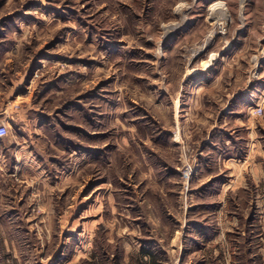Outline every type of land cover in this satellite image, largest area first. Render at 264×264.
I'll return each instance as SVG.
<instances>
[{
    "label": "rangeland",
    "instance_id": "rangeland-1",
    "mask_svg": "<svg viewBox=\"0 0 264 264\" xmlns=\"http://www.w3.org/2000/svg\"><path fill=\"white\" fill-rule=\"evenodd\" d=\"M4 49L33 71L0 264H264V0H0Z\"/></svg>",
    "mask_w": 264,
    "mask_h": 264
},
{
    "label": "crops",
    "instance_id": "crops-1",
    "mask_svg": "<svg viewBox=\"0 0 264 264\" xmlns=\"http://www.w3.org/2000/svg\"><path fill=\"white\" fill-rule=\"evenodd\" d=\"M4 26H2L3 28ZM5 28V27H4ZM4 31H7V29H3ZM18 45L15 46L14 50ZM13 49L11 50H0V62H9V65L13 63V66H9L8 68H0V77L2 78V80H0V83L2 84V82H6L7 83V91L6 93L2 94L0 92V122H4L6 121V124L8 126L9 129V133L8 135L3 138L0 141V146L1 144H3L4 139L7 140V143L9 145H11L13 148L11 149H7L6 153H0V172H4L6 170L8 171H16L18 170L20 166L19 164V159L17 157V154L15 153L14 149L15 147L17 148L18 146L21 145V141L25 140V135L24 133H16L17 137H12L10 135V130L12 128H16L19 127L20 129V125L21 123L23 124V118H24V113L22 112L23 110H21L20 108L23 107L22 105H18L21 103H23L21 100L24 96H27V93L25 92L26 89L28 88V80L25 79V77L27 76H31L32 74V69H28V68H21L20 66L18 67H14V65H16L18 58H21L20 55H13ZM20 56V57H19ZM29 76V77H30ZM6 77V78H4ZM260 98L264 99V89L262 90L261 96ZM20 106V107H19ZM17 107H19L17 109ZM249 109L253 108V106H247ZM6 108H9L7 110H5ZM231 109V108H229ZM232 111V110H231ZM223 119V118H222ZM221 119V124H219V127L215 126L212 127L209 132L207 133L206 139H205V145H204V149L203 151L207 152L209 151L210 153H214V154H218L219 158H223L222 160H220L222 163H229V166H231V164L233 165V169H230L232 171H228V177L229 181L231 183H235V182H239L241 183V181H243V177L240 176V172L242 170V166L246 163V159H248V157L246 155H243L242 158H237V155L235 156L236 152L233 151V149L231 147H225L226 150H223V145L227 146V144L229 142H226V137L224 136L226 134V132L224 131V127H225V122H222ZM226 119V118H225ZM244 120V119H243ZM245 121V120H244ZM216 130V131H215ZM211 149V150H209ZM16 150V149H15ZM245 156V157H244ZM7 158V159H6ZM9 161V162H8ZM235 165V166H234ZM241 165V166H238ZM207 167V166H206ZM240 171H237L235 169H237ZM235 173V175H233ZM218 176V173L216 174ZM216 176V177H217ZM232 176H234L232 178ZM205 184V183H204ZM159 247V246H158ZM141 253L142 256L144 258V261L140 260L141 264H153L152 263V259L150 258V256L148 254H143V251H147V249H145V247L142 246V248L138 249ZM150 252H153V254L157 253V252H162V251H157V250H152ZM155 259V258H154ZM155 262V261H153ZM158 263V262H156Z\"/></svg>",
    "mask_w": 264,
    "mask_h": 264
},
{
    "label": "built area",
    "instance_id": "built-area-1",
    "mask_svg": "<svg viewBox=\"0 0 264 264\" xmlns=\"http://www.w3.org/2000/svg\"><path fill=\"white\" fill-rule=\"evenodd\" d=\"M254 113L256 115H262V108L261 107H257L255 110H254ZM9 133V129H8V126L6 124V121L4 122H0V141L5 138ZM190 174V172H189Z\"/></svg>",
    "mask_w": 264,
    "mask_h": 264
},
{
    "label": "trees",
    "instance_id": "trees-1",
    "mask_svg": "<svg viewBox=\"0 0 264 264\" xmlns=\"http://www.w3.org/2000/svg\"><path fill=\"white\" fill-rule=\"evenodd\" d=\"M143 254H148L149 256H150V258L152 259V263L153 264H159V263H155V262H153V261H155L154 260V256H155V254H153V253H151V252H149V251H143Z\"/></svg>",
    "mask_w": 264,
    "mask_h": 264
},
{
    "label": "bare ground",
    "instance_id": "bare-ground-1",
    "mask_svg": "<svg viewBox=\"0 0 264 264\" xmlns=\"http://www.w3.org/2000/svg\"><path fill=\"white\" fill-rule=\"evenodd\" d=\"M219 6H220V5H218V7H217V6H216V7H211V9H213V8H218V9H219Z\"/></svg>",
    "mask_w": 264,
    "mask_h": 264
}]
</instances>
